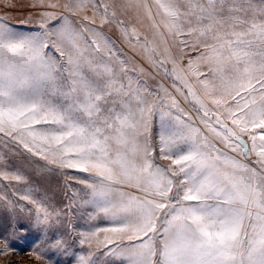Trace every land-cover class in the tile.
<instances>
[{"label":"snow or ice","instance_id":"6c2138e0","mask_svg":"<svg viewBox=\"0 0 264 264\" xmlns=\"http://www.w3.org/2000/svg\"><path fill=\"white\" fill-rule=\"evenodd\" d=\"M31 7L0 12V145L62 176L65 202L0 154V203L27 213L0 255L36 232L38 258L70 264H264V0Z\"/></svg>","mask_w":264,"mask_h":264},{"label":"rangeland","instance_id":"374dc122","mask_svg":"<svg viewBox=\"0 0 264 264\" xmlns=\"http://www.w3.org/2000/svg\"><path fill=\"white\" fill-rule=\"evenodd\" d=\"M65 0H60V3H64ZM121 0H115L116 4H119ZM13 7L5 8L0 4V12H8L11 16V22L14 24H19L20 21L26 19L29 15H33L35 10L32 9V0H11ZM91 13H89L90 15ZM126 24L135 25L137 29L144 35L151 38L152 32L149 26V21L142 18L140 22L135 18L134 13L129 12L124 17H122ZM77 19V18H73ZM103 31L116 41L117 47L127 56L133 58V60L141 63L145 68L147 64H144L140 57L137 56L133 51H131L120 39L119 33L116 31L115 27L112 25H107ZM151 71V69H148ZM159 79V78H158ZM149 83H152L151 81ZM8 153L11 162L15 165L22 166L25 174L28 176L31 183L37 186L41 192H46L50 197L53 198L54 202L57 204H62L65 202V189H64V178L57 174L56 171H49L48 167H45V162L40 160L38 157L27 158L26 155H17L16 153H11L7 148L0 145V154ZM75 175H83L79 173H74ZM4 182L0 181V185ZM14 185L15 182H12ZM22 187V186H17ZM7 191V195L11 197V188L5 189L0 187V192ZM19 204H25L23 201H18ZM26 208H31V205H26ZM73 211H76L73 209ZM79 215V213H77ZM27 217L26 212H21L19 209L14 213L7 205L0 203V235H7L9 239L11 237V225L17 220H23ZM67 220H72V223L76 227H81L84 224L83 220H77L71 215L65 218V228L67 227ZM64 228L61 229L64 232ZM71 229H68L70 231ZM78 240V238H76ZM70 245L78 251L86 252L88 249L85 247L80 248L78 243L74 241H69ZM44 245L38 239V234L36 232H29L23 235L22 239H17L14 242V251H10L6 254L0 255V264H70L71 257H65L63 254L56 252H46L43 258H38L36 252L40 251V247ZM3 245L0 244V248ZM35 248L36 252H33Z\"/></svg>","mask_w":264,"mask_h":264}]
</instances>
